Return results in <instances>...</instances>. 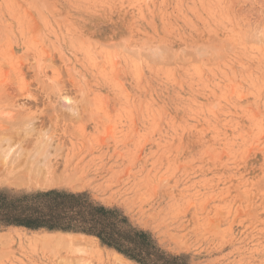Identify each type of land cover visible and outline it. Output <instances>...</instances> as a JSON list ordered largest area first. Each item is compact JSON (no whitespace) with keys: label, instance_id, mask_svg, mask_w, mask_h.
<instances>
[{"label":"rangeland","instance_id":"obj_1","mask_svg":"<svg viewBox=\"0 0 264 264\" xmlns=\"http://www.w3.org/2000/svg\"><path fill=\"white\" fill-rule=\"evenodd\" d=\"M50 190L176 264H264V0H0V195ZM120 262L0 222V264Z\"/></svg>","mask_w":264,"mask_h":264},{"label":"trees","instance_id":"obj_2","mask_svg":"<svg viewBox=\"0 0 264 264\" xmlns=\"http://www.w3.org/2000/svg\"><path fill=\"white\" fill-rule=\"evenodd\" d=\"M0 222L79 229L146 264H176L156 248L147 232L127 227L117 209L92 201L85 192L50 190L12 199L0 195Z\"/></svg>","mask_w":264,"mask_h":264},{"label":"bare ground","instance_id":"obj_3","mask_svg":"<svg viewBox=\"0 0 264 264\" xmlns=\"http://www.w3.org/2000/svg\"><path fill=\"white\" fill-rule=\"evenodd\" d=\"M61 176V175H60ZM66 177H68V176H66ZM120 264H125L124 262H120Z\"/></svg>","mask_w":264,"mask_h":264}]
</instances>
